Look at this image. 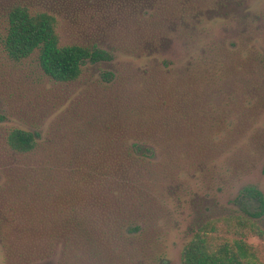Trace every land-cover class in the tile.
Masks as SVG:
<instances>
[{"label": "rangeland", "instance_id": "rangeland-1", "mask_svg": "<svg viewBox=\"0 0 264 264\" xmlns=\"http://www.w3.org/2000/svg\"><path fill=\"white\" fill-rule=\"evenodd\" d=\"M17 5L104 57L70 81L9 57ZM250 186L264 201V0H0V264H182L205 222L264 232Z\"/></svg>", "mask_w": 264, "mask_h": 264}, {"label": "trees", "instance_id": "trees-1", "mask_svg": "<svg viewBox=\"0 0 264 264\" xmlns=\"http://www.w3.org/2000/svg\"><path fill=\"white\" fill-rule=\"evenodd\" d=\"M149 6L160 0H146ZM7 55L22 59L38 50L37 59L43 72L57 81L76 79L86 60L104 57L103 51L82 44L59 43L56 20L45 12L31 13L24 6H14L7 13V28L2 37ZM9 143L21 151L33 147L32 134L21 129L9 133ZM242 200L255 202L257 211H248L250 217L263 213V194L250 186L243 190ZM240 199V200H241ZM228 219L223 223L202 224L185 245L182 264H264L261 250L247 242L249 236L264 239V232L246 217ZM214 233V234H213Z\"/></svg>", "mask_w": 264, "mask_h": 264}]
</instances>
